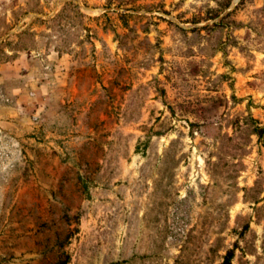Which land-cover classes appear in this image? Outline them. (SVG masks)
<instances>
[{
	"label": "rangeland",
	"instance_id": "1",
	"mask_svg": "<svg viewBox=\"0 0 264 264\" xmlns=\"http://www.w3.org/2000/svg\"><path fill=\"white\" fill-rule=\"evenodd\" d=\"M0 264H264V0H0Z\"/></svg>",
	"mask_w": 264,
	"mask_h": 264
}]
</instances>
